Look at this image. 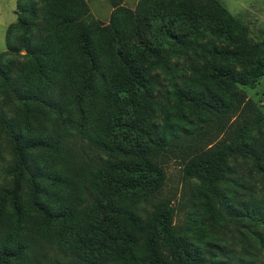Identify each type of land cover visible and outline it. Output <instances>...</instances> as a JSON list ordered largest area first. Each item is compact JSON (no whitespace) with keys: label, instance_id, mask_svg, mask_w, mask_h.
I'll return each instance as SVG.
<instances>
[{"label":"trees","instance_id":"16d2710c","mask_svg":"<svg viewBox=\"0 0 264 264\" xmlns=\"http://www.w3.org/2000/svg\"><path fill=\"white\" fill-rule=\"evenodd\" d=\"M120 1L103 24L84 0H15L0 52L13 177L0 264L51 239L69 264H264V97L245 116L239 90L263 75L264 40L216 0ZM231 118L225 138L199 145L209 120ZM168 155L195 181L198 229L174 227L155 196ZM148 196L147 213L130 207Z\"/></svg>","mask_w":264,"mask_h":264},{"label":"rangeland","instance_id":"374dc122","mask_svg":"<svg viewBox=\"0 0 264 264\" xmlns=\"http://www.w3.org/2000/svg\"><path fill=\"white\" fill-rule=\"evenodd\" d=\"M234 19L248 28V38L251 42H260L264 40V0H216ZM89 15L103 23L108 22L112 7L109 0H84ZM137 0H121L120 6L132 10ZM15 0H0V52L4 51V34L6 27L15 22L16 19ZM164 86V85H163ZM168 89V85L165 87ZM243 93L244 103H248L243 109L245 116H250L253 109L262 110L261 104L264 97V73L259 77L253 88L239 87ZM168 103L171 104V101ZM250 106V107H249ZM71 117L75 119V109H70ZM234 118L225 119L221 128L208 121L204 126V134L200 136L199 145L215 143L226 137L233 125H229ZM239 121V119H238ZM70 140L74 142L75 131H68ZM201 135V134H200ZM254 135V134H252ZM10 151L7 141L3 135H0V189H12L13 177L11 174ZM164 172L163 186L157 193L156 198L167 200L172 207L173 225L181 227L189 223L191 218L195 224L194 228L202 227L200 219V210L194 205L196 198L192 197L193 186L195 181L186 178L182 173V161L180 158L168 155L162 164ZM247 168V167H246ZM22 198H27V190L22 189ZM130 207L136 212L143 215L150 210V205L154 202L151 196L145 199L139 197L133 199ZM210 241L211 239H204ZM202 240V241H204ZM223 248L222 253L227 249L236 250L235 246L227 247L228 242H217ZM198 245L197 242H195ZM71 261L66 249L58 248L54 239L44 242L42 245L37 244L34 251L28 252L23 264H69ZM236 261V260H235Z\"/></svg>","mask_w":264,"mask_h":264}]
</instances>
